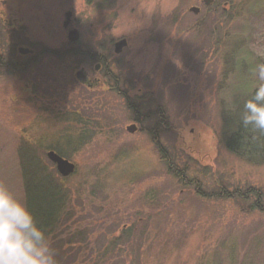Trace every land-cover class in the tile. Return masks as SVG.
I'll use <instances>...</instances> for the list:
<instances>
[{"label": "rangeland", "instance_id": "1", "mask_svg": "<svg viewBox=\"0 0 264 264\" xmlns=\"http://www.w3.org/2000/svg\"><path fill=\"white\" fill-rule=\"evenodd\" d=\"M2 1L0 13L19 19L51 48L66 44V8L83 20L82 43L96 49L112 38L128 42L123 53L110 57L128 86L119 90L127 98L79 87L76 55L43 54V80L32 71L0 69V181L25 197L21 144L55 175L60 172L48 146L71 151L75 167L61 181L68 202L48 234L58 264H94L105 237L118 235L128 219L148 215L164 197V213L150 219L145 237L137 234V250L126 246L143 264H264V212H250L231 198L200 197L167 164L172 156L176 170H212L230 189L251 185L264 193V162L242 158L223 142L260 83L252 71L264 63V0ZM99 34L102 41L93 42ZM131 97H139L142 112L160 108L144 126L158 123L161 148L149 129H126ZM71 108H84L93 118V134L77 149L58 136L70 125L60 115ZM113 259L133 264L125 249L107 260Z\"/></svg>", "mask_w": 264, "mask_h": 264}, {"label": "trees", "instance_id": "2", "mask_svg": "<svg viewBox=\"0 0 264 264\" xmlns=\"http://www.w3.org/2000/svg\"><path fill=\"white\" fill-rule=\"evenodd\" d=\"M250 96L251 95H249L247 99ZM78 110L79 108H71L68 113L62 112L59 118L63 121L66 120L70 125L66 128V132H61L58 136L65 137L68 144L71 139V147L73 149L80 147L84 144V142L88 141L93 134V132H91L93 125H90L88 122L92 121V116L83 111L79 112ZM66 116H68V119H65ZM233 122L234 126L224 131L223 142L226 148L230 152L242 158H249L250 161L264 162V135H261L258 131L253 130L251 127H243L240 122V118L238 120L234 119ZM37 141L40 140L38 139ZM21 147L23 149L21 150L22 155L20 162H22L21 167L25 191L24 198L28 207L34 213L37 221L46 229L47 234H50V232L53 231L60 223L62 211L66 207L69 198L68 192L63 188V184L61 182L63 180V175L60 173L55 175V169L49 170L46 165L42 164L38 159L39 156L35 154L32 148H29V145L24 146L21 144ZM48 147H50L48 149L54 150L64 158L71 156V151H62L60 147L55 149V147L51 145ZM251 156L254 158H250ZM255 158L259 160H255ZM167 164L168 167L173 168V176L178 180V182L194 188L200 197L208 199L231 198L247 206V209L250 212L255 209L264 212V193L261 188H255L248 185L247 187L240 189L236 185L231 188L234 190H231L229 187L232 184L228 183V185H225L222 175L218 176V174L216 172H212V170L210 172L207 171L204 174H198V171L194 170V175L187 174L186 172L188 171L186 168L184 169L185 172H183L182 169L176 170L177 167L173 166L174 158L172 156L171 163L167 162ZM162 199L164 201H159V199L156 207L154 208V210L159 209L158 211L152 210L148 213V215L132 217V219L127 220V225L121 229L118 235H113L111 238L105 237L103 242L99 244L103 246V248L99 246V250H102L99 252V259H97L94 264H114V259L112 262H108L107 259L113 257L115 253H118L119 251H124V249L126 256L131 258V263L143 264L132 252V250H135L136 248L133 247V243L135 242V239L136 244L137 241H139L136 238L138 233L144 235V237L147 235L148 231H146V228L149 225L150 219H152L155 214L159 212V214L164 213L163 209L165 208L164 206L167 204V201L165 197ZM117 239L120 240V244ZM126 246L132 248V250L130 249L132 254L127 253L128 248ZM137 247H139V245ZM245 257L246 256L243 258ZM241 262H245L246 264V259H242Z\"/></svg>", "mask_w": 264, "mask_h": 264}, {"label": "flooded vegetation", "instance_id": "3", "mask_svg": "<svg viewBox=\"0 0 264 264\" xmlns=\"http://www.w3.org/2000/svg\"><path fill=\"white\" fill-rule=\"evenodd\" d=\"M3 4L6 0L2 1ZM100 4V0L97 1ZM5 5V4H4ZM67 13H69L67 18ZM67 19V24L64 26V21ZM80 17H77L72 8H66L63 11L62 26L65 29V46L50 47L42 44L39 40H35L29 33L28 27L24 25L19 19L11 18L6 12L0 13V69H14L18 73L34 72L38 75V79L43 80V76H39L43 69H40L42 63V55L57 54V55H76L78 57L79 65L75 68L74 78L79 87H82L86 91H98L102 89H110V91L118 92L124 87H128L123 81L122 75L118 70L114 69V63L110 57L116 54L123 53V49L127 48L126 39L118 40V38H112L108 47H102L97 45V48H93L89 43H82L84 33L82 31V22ZM74 29L75 32L70 36L69 30ZM89 33L91 37L96 36ZM102 34H99L98 39H93V42H101ZM50 57V55H48ZM45 63V62H44ZM36 66V67H35ZM39 66V69H37ZM44 67V65H42ZM47 72V71H44ZM42 86V81H40ZM127 98V91L122 90L118 92ZM117 93V94H118ZM116 94V95H117ZM97 100V99H96ZM96 102V101H95ZM86 107L90 110V103H86ZM85 106V105H84ZM129 107H133L130 121L134 124L135 130L149 129L152 133H149L152 137L156 138L158 146H161L160 141V129L158 123L144 126L145 119L152 116L153 112H160V108L152 110L148 108L145 112H142L141 100L137 97H131L128 103ZM83 109H79V112ZM160 122V120H159ZM130 124H128L129 126ZM126 125V129L128 127ZM146 131V130H145ZM147 132V131H146ZM161 148V147H160Z\"/></svg>", "mask_w": 264, "mask_h": 264}, {"label": "clouds", "instance_id": "4", "mask_svg": "<svg viewBox=\"0 0 264 264\" xmlns=\"http://www.w3.org/2000/svg\"><path fill=\"white\" fill-rule=\"evenodd\" d=\"M260 83L244 100L243 127L264 135V63L252 71ZM0 264H58L56 249L24 198L0 181Z\"/></svg>", "mask_w": 264, "mask_h": 264}, {"label": "water", "instance_id": "5", "mask_svg": "<svg viewBox=\"0 0 264 264\" xmlns=\"http://www.w3.org/2000/svg\"><path fill=\"white\" fill-rule=\"evenodd\" d=\"M211 1L212 0H204L206 4H209ZM190 9L194 11L195 13L199 12L198 6H192L190 7ZM66 15L68 18L69 13H67ZM66 24H67V19L64 21V26H66ZM74 32H75L74 29L69 30V35L71 36ZM127 128L129 130H134V124L133 123L130 124ZM47 155L56 164L58 171L62 175H67L74 170V167H75L74 163L70 161L68 158H64L62 155L55 152L54 150H48Z\"/></svg>", "mask_w": 264, "mask_h": 264}]
</instances>
